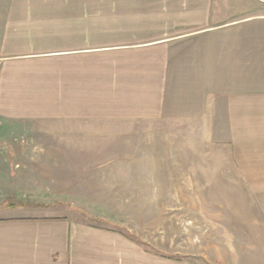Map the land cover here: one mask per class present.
<instances>
[{
  "label": "crops",
  "instance_id": "crops-1",
  "mask_svg": "<svg viewBox=\"0 0 264 264\" xmlns=\"http://www.w3.org/2000/svg\"><path fill=\"white\" fill-rule=\"evenodd\" d=\"M8 4L0 14V138L36 123L64 126L67 141H92L98 128L157 124L183 111L208 124L228 119L235 136L248 133L250 153L264 148V30L239 27L264 20L255 2ZM30 212L0 206V264H179L112 225Z\"/></svg>",
  "mask_w": 264,
  "mask_h": 264
},
{
  "label": "rangeland",
  "instance_id": "rangeland-1",
  "mask_svg": "<svg viewBox=\"0 0 264 264\" xmlns=\"http://www.w3.org/2000/svg\"><path fill=\"white\" fill-rule=\"evenodd\" d=\"M242 24L264 30V20ZM182 113L98 128L92 141H67L56 125L3 131L0 206L112 225L179 264H264V148L250 153L228 119Z\"/></svg>",
  "mask_w": 264,
  "mask_h": 264
}]
</instances>
